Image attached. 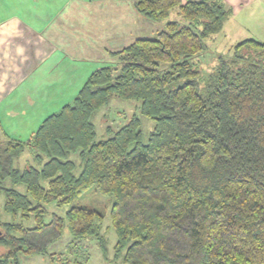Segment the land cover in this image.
Listing matches in <instances>:
<instances>
[{"label": "trees", "instance_id": "trees-1", "mask_svg": "<svg viewBox=\"0 0 264 264\" xmlns=\"http://www.w3.org/2000/svg\"><path fill=\"white\" fill-rule=\"evenodd\" d=\"M134 8L150 21L177 8L189 24L169 22L112 53L28 140L0 138V197L12 218L0 221V264L45 253L36 238L58 237L65 226L76 238L96 236L106 255L96 210L72 207L45 221L46 205L90 190L113 198L122 264H264V43H238L201 89L191 60L230 11L218 1L134 0ZM113 97L141 102L155 123L147 143L139 117L97 141L92 117ZM27 149L33 163L16 166ZM32 218L30 229L17 223Z\"/></svg>", "mask_w": 264, "mask_h": 264}, {"label": "rangeland", "instance_id": "rangeland-1", "mask_svg": "<svg viewBox=\"0 0 264 264\" xmlns=\"http://www.w3.org/2000/svg\"><path fill=\"white\" fill-rule=\"evenodd\" d=\"M68 8L69 9L64 12L65 18L68 19H64L65 24L68 27L69 23L73 24L72 20L76 19L81 29H65V34L68 33L70 36L79 38L77 48H79L78 53L80 55L82 53H87L86 50H88L89 53L88 57L85 55L86 59L80 62L72 63L65 60L61 70L58 69L61 72L72 70L73 80L72 84L68 82V84L66 83L47 90L45 97L47 95L50 102L44 105L47 107L44 110H47L48 113L59 111V109L66 104V102L63 103V101L70 100L69 103L72 104L76 97V87L79 85V91L92 72L104 65H110L108 64L111 63L109 61L113 60L111 51L113 52L115 49H124V47H126L127 44H125L126 40L124 39L126 33L123 34L126 24L125 21L122 22L124 18H129V25L127 28L129 43L138 38H154L158 32L166 28L169 22H179L183 26L189 24L188 21L183 20L178 15L179 11L177 8L172 10L166 19L150 21L135 11L134 0H71ZM73 8H80L78 15L74 16L71 14ZM124 8L127 10L126 12L116 13L119 9L123 11ZM226 10L230 11L227 22H230L232 26H237L238 24L243 26V29H241L242 33L237 34L232 28L230 30L231 25H227L228 27H225L219 35H215L207 40V49L204 52L191 60L193 67L199 71V84L201 89L204 88L208 76L219 67L221 61H229L231 57H233L234 47L238 42L246 38H252L250 28H255L256 26V29H252L251 32L260 36L261 41H264V14H251L252 8L236 9L227 6ZM137 14L140 19L135 25L131 23V21L133 20L132 16L135 18ZM250 20H252V24L249 23ZM70 65L75 67L71 69L69 68ZM167 68V64H162L160 66V70H165ZM56 97H58L59 102L53 101L51 103V100ZM41 106H43V102ZM22 109L24 110L23 112L21 111ZM22 109L10 110V116H16L13 119L2 115H0V119L5 133L7 132L11 135V131L14 136H17V139L26 141L30 138L27 134L35 131L38 125H36L35 128L32 126L34 124L22 127L16 125L15 130L13 129L14 131H12V122L22 119V116L31 120L30 114H32L34 110L28 109L26 111L25 108ZM39 113L40 116H43V109L40 110ZM134 117L140 118V129L143 135V142L147 143L149 135L154 129V121L141 115L140 101L121 100L116 97H113L106 106L98 110L92 117V121L96 127L97 141L110 138L116 131L127 125ZM0 134H3L1 130ZM28 161L33 163V153L27 149L15 162V165L24 167ZM79 172V169H77L76 174ZM43 185L46 186V183ZM4 201V196H1L0 221L10 222L12 218L4 212ZM112 204L113 198L111 196H105L90 190L71 204L61 207L53 203L45 206L47 209V215L45 217L46 223H51V221L54 220V216L64 217L66 212L72 207H84L96 210L101 215V219L99 220L101 227L99 235L105 240L107 245L106 255L100 248L99 239L96 236L76 238L71 234L68 227L65 226L62 234L58 237L53 238L43 235L37 237L36 239L42 243L41 245L45 246L46 252L34 256L20 253L17 257L19 264H122L120 260L115 259L114 247L117 242V236L110 219ZM17 223H21L26 229L35 226L33 218L29 220L18 219ZM4 252V247L0 246V256Z\"/></svg>", "mask_w": 264, "mask_h": 264}, {"label": "crops", "instance_id": "crops-1", "mask_svg": "<svg viewBox=\"0 0 264 264\" xmlns=\"http://www.w3.org/2000/svg\"><path fill=\"white\" fill-rule=\"evenodd\" d=\"M190 1H218L226 7L252 8L251 14H264V0H183V3ZM70 2L71 0H0V115L13 119L16 116H10V110L22 108H25L26 111L34 110L30 114L31 120L22 116L21 118L25 120L20 119L12 122V131L15 130L16 125L22 127L34 124L33 128L36 125L38 128L47 117L70 104V100H66L63 101L66 104L61 105L59 111L48 113L47 110H44L47 108L44 105L50 102L49 97L47 95L45 97L48 89L68 84V82L72 84V70H68V73L58 70H61L65 60L72 63L80 62L86 59L85 55L88 57L89 53L86 50L87 53L80 55L79 48H77L79 38L70 36L68 33L65 34V29H81L76 19L72 20L73 24L69 23V28L65 24L64 12L69 9ZM121 10L119 9L116 13L127 11L125 8L123 11ZM79 11L80 8H73L71 14L76 16ZM128 19L126 17L122 21H125L126 24L123 32V34L126 33L124 36L126 47L135 41L132 40L129 43L127 38ZM132 19L131 23L136 25L140 18L137 14V17L132 16ZM249 23L252 24V20ZM227 25H231L230 30L232 28L237 34L242 33L243 26L240 24L232 26L230 22L226 21L224 28L228 27ZM252 29H256V26L250 28L252 39L261 41L260 36L251 32ZM261 42L264 43V41ZM118 50L122 49H115L111 53L118 52ZM92 55L94 56L93 52ZM74 67L73 65L69 66L71 69ZM78 86L75 96L81 90L78 91ZM53 101L59 102L58 97L52 99L51 103ZM42 102L43 106H41ZM42 109L43 116H40L39 111ZM0 125L1 133H3L0 134L1 139L6 137L17 139V136H14L10 130L11 135L3 131L1 119ZM35 131L29 132L27 135L30 137Z\"/></svg>", "mask_w": 264, "mask_h": 264}]
</instances>
